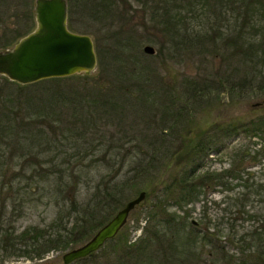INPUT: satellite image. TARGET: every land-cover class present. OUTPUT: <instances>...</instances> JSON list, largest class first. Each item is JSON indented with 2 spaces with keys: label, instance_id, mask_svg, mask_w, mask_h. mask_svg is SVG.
<instances>
[{
  "label": "rangeland",
  "instance_id": "obj_1",
  "mask_svg": "<svg viewBox=\"0 0 264 264\" xmlns=\"http://www.w3.org/2000/svg\"><path fill=\"white\" fill-rule=\"evenodd\" d=\"M34 1L0 0V49L34 28ZM67 1L69 28L92 38L97 66L88 77L80 73L27 85L0 75V220L12 218L20 199L8 197V180L21 185L38 170L34 162L48 169L46 160L56 158L59 164L83 141L94 150L87 160L107 155L115 168L95 163L90 187L77 189L78 201H88L103 175L117 170L116 183L126 175L142 176L125 187L118 204L99 216V226L80 243L49 249L34 260L0 252V264H65L66 251L89 240L141 191L144 201L130 211L119 233L69 264H264L259 262L264 257V132L222 134L240 122L264 130V89H255L264 87V54L260 47L251 58L248 48L249 37L264 42V0ZM246 14L249 23L241 26ZM146 45L155 53H145ZM197 88L200 94H194ZM160 130L175 143L170 156L160 157L163 163L148 171L149 181L142 170ZM216 137L220 150L211 145L197 174L223 172L236 162L245 168L247 181L225 176L194 189L188 204H178L176 194H165L169 177L190 167L186 159L196 144ZM55 185L40 183L34 193L38 200L13 221L16 233L30 225L46 229L57 219L62 197L45 195ZM218 245L225 252L215 249Z\"/></svg>",
  "mask_w": 264,
  "mask_h": 264
},
{
  "label": "trees",
  "instance_id": "obj_2",
  "mask_svg": "<svg viewBox=\"0 0 264 264\" xmlns=\"http://www.w3.org/2000/svg\"><path fill=\"white\" fill-rule=\"evenodd\" d=\"M252 2L253 0H249V4ZM245 17L246 19L242 24H240L241 26L247 25L249 23V19L251 17L248 16V14H246ZM254 19L257 18L254 17ZM24 34L26 33H23L21 35ZM253 39H255V36L248 38V48L251 51L249 55L251 56V58H254L252 54L257 52L260 47L261 50L259 53L264 54V42L260 41L255 43ZM80 75L81 74H73L70 76L77 77ZM88 76L89 74H84V77ZM65 77L42 79L37 81V83H43L45 80H59ZM255 89H264V87L260 88V86H257ZM200 91L201 90L199 88L193 89L194 94H197V92L198 94H200ZM259 118L260 117L257 118V121H259ZM261 119L262 123H264L263 117H261ZM253 121L255 120H252V122ZM166 131L167 130L161 133L160 130L161 134H158L156 141L153 143L154 145L147 161V167L143 168L142 170V172L144 173V171H146L147 169V177H145L149 181L152 172L148 174V171H154L155 166L153 164L163 163V161H165L170 156V149L174 147V139L170 138L169 135L166 134ZM251 131L254 135H260L264 132L263 129L260 130L259 128L255 127V125L251 127L246 122H240L230 123L229 126L223 130L222 134L226 137H229L235 134H239L240 132L248 133ZM218 140L219 139L216 137L215 140L210 139V141L203 146L198 143L195 145V147L192 148V153H190L189 158L186 159V162L190 163L191 168H187L186 166V170H184V172L176 175H171L169 177V182L166 183L168 185L166 186L165 194L170 196L172 194H176L179 197L178 204H188L189 201H192V198L189 197L191 196L192 192H194V189H197V187L214 185L215 183L220 182V180H222V178L225 176L238 180L244 179L243 174L245 173V168H239L236 165V162L235 164L231 165L230 168H226L225 170H223V172H207L205 175L197 174V171L201 165V162H199V160H202V158L208 154V150L212 148L211 145L214 146L216 151L220 150L216 149ZM74 146L72 148H74ZM87 146H89V143L87 141H83V145L81 147L76 148L73 153L71 152V154L63 159L59 164L55 163L56 158H50L46 160V162H49L46 164L50 165L48 169L42 168L44 167L43 162H34L33 164L38 166V170L33 169L30 176H25L26 182H24L25 179H23L21 185H18L17 187L12 185L11 181L8 180V188L10 187V194L8 195V197H11L13 202H15L17 198L13 197L12 195L17 194L20 199L13 205L14 207L10 211V215L12 218H9L5 221L0 220V252H3L4 256H8L9 254L14 253L18 256L22 255L32 260L42 259L49 251V249H66L80 243V241L84 237L89 236L93 232V230L99 226V216L101 214H104L107 209H110L112 207L114 208V206L118 204V196L123 194L125 187H129L131 184L137 183L136 181L138 180L141 173L139 175H126L125 180L116 183V170L115 173L111 176L103 175L100 177V181L96 185H94V191L92 192V195L88 199V201H78L77 189L81 184H86L87 188L90 187L88 174L90 173L91 168L95 166V163L98 164V162H100L102 164H105V166L107 167H112L111 169H113V171L115 168V164L109 161L107 155L103 156L102 154L97 158H91L87 160L88 155H90V152L88 151L93 150L92 148L90 149ZM160 157L163 161L159 159ZM66 172L68 174H66ZM246 174H248V172ZM66 178H68V180H66ZM247 179L248 177L245 178L244 181L246 182ZM52 181H56V185L54 188L55 190L53 192L48 191L49 193H45V195H55L57 200L62 197L63 202L60 200L62 204L57 202L59 203V205H61L59 207L57 219L53 221L51 225L46 229H41L38 226L30 225L21 230L19 233H16V228L13 225V221H15L16 218L21 215L26 206L35 201V199L38 200L35 197L34 193L36 192V189L37 187H39L40 183H51ZM250 185H253V183L249 184V186ZM242 200L244 201V203H246V196ZM16 215L18 216L16 217ZM70 221H72V224L70 227H68V223H71ZM156 233L159 235L158 232ZM157 246L160 247L161 245L157 243ZM215 249L219 250L221 253L225 252L226 250L224 245H218ZM259 262L264 263V257L260 258ZM249 264H258V262L256 260L255 262H252L250 260Z\"/></svg>",
  "mask_w": 264,
  "mask_h": 264
},
{
  "label": "water",
  "instance_id": "obj_3",
  "mask_svg": "<svg viewBox=\"0 0 264 264\" xmlns=\"http://www.w3.org/2000/svg\"><path fill=\"white\" fill-rule=\"evenodd\" d=\"M36 25L12 47L0 49V75L9 80L29 84L51 77L72 74H91L97 66V56L92 38L68 27L67 0H35ZM154 54L152 46L143 48ZM141 191L127 203L95 234L82 245L62 255L65 264L88 256L100 249L106 240L113 238L126 223L130 211L145 199Z\"/></svg>",
  "mask_w": 264,
  "mask_h": 264
}]
</instances>
